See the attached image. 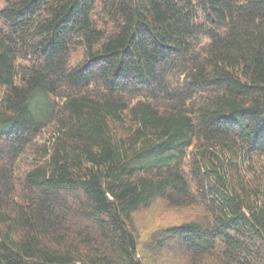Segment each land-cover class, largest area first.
I'll list each match as a JSON object with an SVG mask.
<instances>
[{"label":"trees","instance_id":"obj_1","mask_svg":"<svg viewBox=\"0 0 264 264\" xmlns=\"http://www.w3.org/2000/svg\"><path fill=\"white\" fill-rule=\"evenodd\" d=\"M0 1V264H264V0Z\"/></svg>","mask_w":264,"mask_h":264},{"label":"rangeland","instance_id":"obj_2","mask_svg":"<svg viewBox=\"0 0 264 264\" xmlns=\"http://www.w3.org/2000/svg\"><path fill=\"white\" fill-rule=\"evenodd\" d=\"M1 4L2 2L0 1ZM202 214H204V210L201 207L176 209L166 206L162 201H156L149 210L139 212L135 217L134 223L140 243L144 244L152 234L157 233L163 228L195 219L198 216H202ZM172 264H187V262L184 260H174ZM204 264L217 263L208 258L204 261Z\"/></svg>","mask_w":264,"mask_h":264}]
</instances>
